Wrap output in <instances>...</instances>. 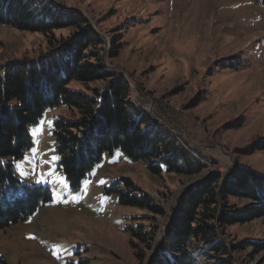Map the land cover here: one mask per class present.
I'll return each mask as SVG.
<instances>
[{
	"label": "rangeland",
	"instance_id": "obj_1",
	"mask_svg": "<svg viewBox=\"0 0 264 264\" xmlns=\"http://www.w3.org/2000/svg\"><path fill=\"white\" fill-rule=\"evenodd\" d=\"M63 10L79 11L108 40L107 69L130 85V101L152 124L207 164L198 175L156 174L142 160L120 148L105 153L90 168L78 189L70 188L59 168L53 123L59 116L78 117L65 104L47 107L29 124L31 146L20 158L7 157L21 185L47 186L51 199L33 214L0 229V264H145L135 252L142 244L131 228H159L147 256L158 248L166 215L147 206L119 201L112 182L131 179L165 208L178 195L218 170L235 164L264 179V150L249 148L264 139V4L259 0H53ZM71 28L54 30L57 40ZM112 37L119 45L108 53ZM50 44L43 32L0 24V64L47 58ZM105 81L71 80L68 88L91 93ZM159 108L162 112L155 113ZM67 184V188H65ZM125 191L132 185L120 183ZM243 207L247 199L230 197ZM237 242H264V217L226 227ZM132 242L137 248H133ZM231 254H233L231 252ZM233 264H264V249L249 246L234 252ZM212 260L206 264H211Z\"/></svg>",
	"mask_w": 264,
	"mask_h": 264
},
{
	"label": "trees",
	"instance_id": "obj_2",
	"mask_svg": "<svg viewBox=\"0 0 264 264\" xmlns=\"http://www.w3.org/2000/svg\"><path fill=\"white\" fill-rule=\"evenodd\" d=\"M0 24L43 32L51 45L47 58L0 64V229L26 219L51 199L47 186L21 185L13 164L6 160L20 158L31 146L27 128L47 107L65 104L78 112L76 119L59 116L53 123L59 168L73 190L105 153L116 148L132 160L145 161L156 174L193 177L206 168L205 162L132 105L128 80L104 66L108 40L93 29L84 14L63 10L53 0H0ZM59 28L72 31L57 40L54 30ZM115 43L112 37L108 53L118 48ZM71 80L106 83L88 94L68 88ZM256 149L264 150V139L248 152ZM231 169L224 175L215 170L204 176L177 196L168 214L147 193L132 194L138 188L131 179L112 182L109 191L119 192L121 203L147 206L155 215L168 216L159 248L149 256L159 222L148 230L142 225L131 228L133 238L142 244L135 252L138 263L146 257L145 264H206L210 260L211 264H233L234 252L249 246L255 251L264 249V242L225 241L227 226L264 217V179L249 167L235 164ZM120 183L133 188L125 191ZM230 197L249 203L237 207ZM132 245L137 248L136 243Z\"/></svg>",
	"mask_w": 264,
	"mask_h": 264
},
{
	"label": "snow or ice",
	"instance_id": "obj_3",
	"mask_svg": "<svg viewBox=\"0 0 264 264\" xmlns=\"http://www.w3.org/2000/svg\"><path fill=\"white\" fill-rule=\"evenodd\" d=\"M64 186H65V188H67V184H65Z\"/></svg>",
	"mask_w": 264,
	"mask_h": 264
},
{
	"label": "bare ground",
	"instance_id": "obj_4",
	"mask_svg": "<svg viewBox=\"0 0 264 264\" xmlns=\"http://www.w3.org/2000/svg\"><path fill=\"white\" fill-rule=\"evenodd\" d=\"M162 131V130H161Z\"/></svg>",
	"mask_w": 264,
	"mask_h": 264
}]
</instances>
